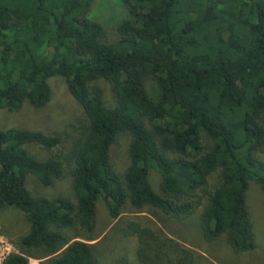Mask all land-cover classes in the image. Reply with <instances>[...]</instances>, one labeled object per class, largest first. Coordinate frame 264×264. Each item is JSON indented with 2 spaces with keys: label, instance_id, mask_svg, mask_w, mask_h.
<instances>
[{
  "label": "trees",
  "instance_id": "trees-1",
  "mask_svg": "<svg viewBox=\"0 0 264 264\" xmlns=\"http://www.w3.org/2000/svg\"><path fill=\"white\" fill-rule=\"evenodd\" d=\"M92 1L0 0V109L44 106L57 75L84 117L76 133L0 129V209L28 226L1 264H97L87 241L98 198L111 219L146 208L182 221L199 209L205 240L254 250L245 191L253 181L264 195V0H120L127 17L110 40ZM119 133L129 137L120 174L108 156ZM64 166L74 201L30 195L27 175L48 187ZM124 234L137 239L134 264H192V250L159 231L130 221Z\"/></svg>",
  "mask_w": 264,
  "mask_h": 264
},
{
  "label": "rangeland",
  "instance_id": "rangeland-1",
  "mask_svg": "<svg viewBox=\"0 0 264 264\" xmlns=\"http://www.w3.org/2000/svg\"><path fill=\"white\" fill-rule=\"evenodd\" d=\"M90 16L101 26L104 38L108 39V37L112 38L116 25L127 17V12L120 0H93ZM47 82L50 98L44 106L34 108L27 101H23L16 111L0 109L1 130L22 128L52 133L65 128L71 133L77 132L79 124L83 123L84 119L79 105L67 92L62 77L54 75L49 77ZM98 84L104 87V96L108 100L106 83L98 81ZM128 139L126 133H119L109 147V161L118 174L122 173L128 164ZM23 148L28 154L40 160L49 154L33 144H25ZM259 157L264 162V154H259ZM148 179L152 190H157V173L151 170ZM215 179L214 173L209 178L210 186ZM25 187L31 196L46 198L63 196L74 201L71 176L67 166L63 167L61 176L54 179L48 187H42L32 175L26 176ZM245 203L255 235L254 250L245 253H233L225 242L224 234L210 241L205 240L198 227L199 209L189 219L182 221L165 219L158 222L148 214L146 208L141 211L127 208L117 218L111 219L100 198L95 203L94 227L89 233L90 238L94 239L87 242L92 244V253L97 264H134L137 239L133 235L124 234L127 223L131 221L154 232L159 231L192 250V264H264V195L253 181H249L247 185ZM27 228V222L21 211L8 206L0 209V235L11 244L12 252H15L12 243L16 242ZM66 232L71 234L72 230ZM84 235L86 233L81 232L79 238H85ZM35 257L28 258L29 264H46L47 257L41 259Z\"/></svg>",
  "mask_w": 264,
  "mask_h": 264
},
{
  "label": "built area",
  "instance_id": "built-area-1",
  "mask_svg": "<svg viewBox=\"0 0 264 264\" xmlns=\"http://www.w3.org/2000/svg\"><path fill=\"white\" fill-rule=\"evenodd\" d=\"M12 252V246L5 237L0 235V264L2 259Z\"/></svg>",
  "mask_w": 264,
  "mask_h": 264
}]
</instances>
